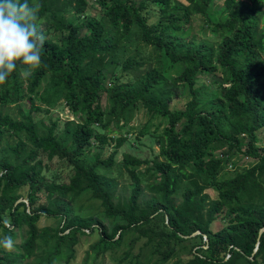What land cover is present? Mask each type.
I'll use <instances>...</instances> for the list:
<instances>
[{
  "label": "trees",
  "instance_id": "1",
  "mask_svg": "<svg viewBox=\"0 0 264 264\" xmlns=\"http://www.w3.org/2000/svg\"><path fill=\"white\" fill-rule=\"evenodd\" d=\"M34 1L45 22L37 24L45 36L41 65L22 82L26 66L18 64L0 83V239L13 241L10 251L0 247V264H69L80 236L92 232L84 264L128 245L117 264L125 262L141 237L156 255L146 264H264V149L257 145L264 126V0H224L227 15L214 22L211 0H96L101 15L88 16L83 34L64 14L84 13L88 0ZM195 15L211 21L214 40L194 35ZM139 45L167 65L138 73L141 61L131 51ZM216 69L220 82L199 89L198 75ZM125 72L133 77L121 80ZM181 89L183 108L170 107ZM21 100L27 112L5 111ZM59 101L72 117L33 120V111L47 113ZM140 108L148 119L160 117L152 131L139 130L155 133L158 153L150 160L123 153L114 175L125 137L110 136V124L119 131ZM108 140L114 149L106 158L87 154L95 141L102 148ZM218 147L225 148L220 156ZM233 150L253 160L220 179ZM41 155L67 164V181L47 178ZM148 163L145 197L136 167ZM122 170L132 180L127 196L115 194ZM209 186L216 197L207 207ZM82 192L121 223L107 230L79 214L73 202ZM220 215L223 224L212 230ZM139 254L129 262L138 264Z\"/></svg>",
  "mask_w": 264,
  "mask_h": 264
},
{
  "label": "rangeland",
  "instance_id": "2",
  "mask_svg": "<svg viewBox=\"0 0 264 264\" xmlns=\"http://www.w3.org/2000/svg\"><path fill=\"white\" fill-rule=\"evenodd\" d=\"M96 0H88L86 9L84 13H77L74 10H68L64 14L65 20H71L75 24H81L80 32L83 34L85 32V25L84 22L88 19L89 15H101V11L97 9ZM138 1V0H137ZM183 3H185L184 0H180ZM250 2V0H246ZM30 4H36L34 0L31 1ZM150 10L153 11V14L149 17L150 21H154L155 18V11L156 7L154 5H150ZM208 14L211 18V20L218 21L223 20L227 12L224 7V0H211L208 8ZM202 20L204 21V18L201 19L200 15H195L193 18V31L194 35L197 38H205L208 40H214L215 36L211 32L210 26L208 25L211 23L210 20H207L206 22L202 23ZM37 24L45 25V22L42 19H37ZM47 25V24H46ZM131 53H134V57L137 61H141V66L138 68V73L142 74L149 70H157L159 71L161 68H163L167 63L161 56L158 54L156 55L153 50L150 48L145 47V45H139L136 48H134ZM262 55L264 57V52H262ZM137 56V57H136ZM139 59V60H138ZM25 72H22L21 74V80L24 82L25 80ZM132 78V74L130 72H125L121 76V80H125V78ZM221 77L218 72V69H216L212 74L202 73L199 74L197 77V83L196 85L199 87V89L206 90L207 92L211 91V89L214 87V82H220ZM105 85H109V79H105L104 81ZM24 84V83H23ZM202 91V93L205 95V92ZM186 99L184 90H180L176 97H173L170 100V107L172 108H183L184 101ZM101 104L103 105L105 101L104 95L102 98H100ZM34 103L37 105H40L41 108H44V105L40 104V102L37 100V98H34ZM18 108H21L23 111L27 112L29 109L28 101L21 100L16 104L9 105L5 108V111H7L9 114L15 117H19ZM32 117L34 121L41 120L45 123H47V118L49 119H58V121H64L66 118L72 117L69 113L64 101H59L53 108H50L47 113H45L43 110L39 111H33ZM160 121V117H152L148 119V115L144 112L142 108L137 110L134 115L131 117L128 123L123 125L119 131H112L115 130L117 127L113 126L111 123V131L108 133L110 136L117 137L118 135H121L125 137L123 143L117 147L116 152L114 154V160L115 164L112 165V173L114 175H117V164L122 160L123 153H131L135 155L136 157L140 159H148L150 160L158 153V145L155 139V133H149L145 135L139 134V130L141 128L144 129H150L152 131L155 126H157V123ZM61 127V125L59 126ZM161 125L158 128L160 131ZM139 134V135H138ZM257 145L260 148L264 149V126L260 127L257 130ZM225 147V146H224ZM218 147L215 151V154L217 156H220L222 152L225 150V148ZM114 149V140H108L107 143L103 145L102 148L98 146V143L95 141L94 145L90 147V150L87 152L88 155H93L95 153L99 154L101 158H106ZM228 154L226 156L229 158L228 161H226V165L224 169L220 172L219 178H226L233 174L235 171L242 170L245 166L249 164L250 161L253 160V158L250 155H245L240 153L239 151L233 150L232 152L228 151ZM43 164H45V170L44 173L47 176V178H51L53 174H60L62 176V180L67 181L68 174L70 173V167L65 164L63 161L53 158V159H47L46 155H41ZM149 162V161H148ZM146 165H140L139 167H136L137 170L142 171V174H139L140 180H141V186L143 188V196L147 197L149 195V192L145 189V184L152 181V178L148 176V173L145 172ZM117 189L115 191V194H120V196H127L130 190V186L132 184V180L129 178V175L127 172L122 170L121 175L117 177ZM204 192L207 194V202L206 206H210V202L212 199L216 197V192L214 189L209 186L204 190ZM26 201L25 198H20V200ZM73 205L75 207H79L77 212L79 214L84 215H92L93 218H97L103 225L106 226L107 230H110L112 226H114L117 223H121L118 219H108L106 218L102 213V208L99 205L98 200H94L89 196L88 192H82L80 196L73 202ZM222 215V214H221ZM219 216L221 218L216 219L212 225V230H216L221 227L223 224V217ZM96 239L95 232H92V234L83 235L80 236L79 244L75 247V254L73 259L70 261L69 264H84V254L85 251L88 248V245L92 243ZM128 247V245H122L119 249L114 251L106 252L104 255L99 256L97 259H94L92 264H117L118 259L122 256V252ZM153 246L151 244H145V238L141 237L133 246L129 257L125 262H122L120 264H131L129 262L130 259H135L134 255L135 253L140 250V254L137 258L138 264H146V259L150 258V263L156 260V255L151 254V251L153 250ZM62 264V262L58 263ZM86 264H91V260L87 262Z\"/></svg>",
  "mask_w": 264,
  "mask_h": 264
},
{
  "label": "clouds",
  "instance_id": "3",
  "mask_svg": "<svg viewBox=\"0 0 264 264\" xmlns=\"http://www.w3.org/2000/svg\"><path fill=\"white\" fill-rule=\"evenodd\" d=\"M38 11L29 0H0V83L18 64L26 66V75L41 65L45 36L36 23ZM0 247L12 250V239H0Z\"/></svg>",
  "mask_w": 264,
  "mask_h": 264
},
{
  "label": "water",
  "instance_id": "4",
  "mask_svg": "<svg viewBox=\"0 0 264 264\" xmlns=\"http://www.w3.org/2000/svg\"><path fill=\"white\" fill-rule=\"evenodd\" d=\"M196 233H199V231H195V232H193L192 235H193V234H196ZM205 239H206V238H205Z\"/></svg>",
  "mask_w": 264,
  "mask_h": 264
}]
</instances>
